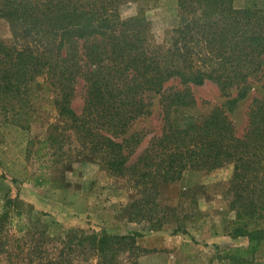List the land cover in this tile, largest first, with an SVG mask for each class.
Here are the masks:
<instances>
[{"label": "trees", "instance_id": "1", "mask_svg": "<svg viewBox=\"0 0 264 264\" xmlns=\"http://www.w3.org/2000/svg\"><path fill=\"white\" fill-rule=\"evenodd\" d=\"M127 1L136 2L135 13L121 19L119 7ZM148 1L0 0V18L11 34L10 42L0 41V94L21 97L40 77L63 125L54 143L60 148L74 141L75 151L130 182L139 196L129 204V218L150 227L161 226L162 217H153L161 185L186 170L230 166L225 191L233 214L226 234L245 244L221 253L229 264H253L264 246V97L251 99L239 135L226 109L264 82V0H241L238 8L233 0H175V23L156 44L147 37ZM206 82L227 97L226 106L192 121L184 112L196 104L191 86ZM77 89L78 113L71 106ZM154 97L160 123L144 141L147 130L132 127ZM4 168L0 162L1 177ZM9 174L12 182L37 187L49 182L45 173ZM8 226L20 233L17 253L4 245ZM140 235L90 229L49 234L18 198L4 194L0 206V254L7 264L10 257L21 264H136L151 251L136 243Z\"/></svg>", "mask_w": 264, "mask_h": 264}, {"label": "rangeland", "instance_id": "2", "mask_svg": "<svg viewBox=\"0 0 264 264\" xmlns=\"http://www.w3.org/2000/svg\"><path fill=\"white\" fill-rule=\"evenodd\" d=\"M136 2L127 1L119 7V16L125 19L135 13ZM233 6H241V0H233ZM148 26L149 43H160L176 20L175 0H149L144 12ZM7 22L0 18V41L10 42ZM37 77L21 93V97L0 94V206L4 194L18 198L33 217L45 223L49 234L62 235L67 230H104L109 234L139 232L136 243L151 251L138 256L136 264H229L221 251L227 247L245 244L242 237L226 234L227 222L232 219L228 207L225 184L230 176V166L210 171L186 170L175 182L161 185L156 201L162 217L156 228L146 221L129 218V204L138 198L124 177L107 174L95 159L75 151L74 141L60 148L54 143L63 127L52 104L49 86ZM195 106L184 112L192 121H200L213 107L226 106L227 97L222 96L213 83L191 86ZM235 92L232 91L229 98ZM264 97V82L256 83L245 98L226 109L235 132L239 135L246 122V112L252 98ZM71 106L78 113L81 106V90L75 91ZM160 109L153 98L144 114L132 129L147 130L144 138L156 134L160 123ZM186 119L179 120L184 123ZM58 127L53 132V127ZM75 144V145H74ZM135 150V155L139 151ZM10 171L26 175L45 173L49 182L34 186L29 182H12ZM161 219V218H160ZM5 247L17 253L22 246L20 233L12 226L7 229ZM10 236V237H9ZM17 239V240H16ZM20 256V255H19ZM0 254V264L4 261ZM12 264L20 259L10 257ZM264 264V246L253 261Z\"/></svg>", "mask_w": 264, "mask_h": 264}]
</instances>
